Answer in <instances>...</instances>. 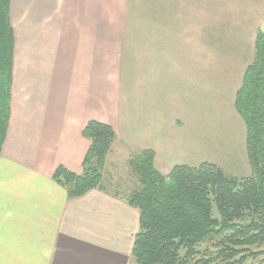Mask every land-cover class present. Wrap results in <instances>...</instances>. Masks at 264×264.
Returning a JSON list of instances; mask_svg holds the SVG:
<instances>
[{
	"label": "crops",
	"instance_id": "crops-1",
	"mask_svg": "<svg viewBox=\"0 0 264 264\" xmlns=\"http://www.w3.org/2000/svg\"><path fill=\"white\" fill-rule=\"evenodd\" d=\"M11 21L0 264H133L137 209L97 188L68 198L53 179L82 172L90 120L116 131L109 156L137 147L163 174L206 161L251 174L235 98L264 0H11Z\"/></svg>",
	"mask_w": 264,
	"mask_h": 264
},
{
	"label": "trees",
	"instance_id": "trees-1",
	"mask_svg": "<svg viewBox=\"0 0 264 264\" xmlns=\"http://www.w3.org/2000/svg\"><path fill=\"white\" fill-rule=\"evenodd\" d=\"M15 34L11 0H0V156L11 117ZM235 107L247 126L251 174H226L211 162L155 166V152L142 149L129 159L138 185L127 193L111 190L104 174L117 133L90 120L83 134L91 140L81 173L59 165L53 179L77 198L97 188L124 199L139 213L133 264H245L264 262V31L236 93ZM111 182V181H110ZM209 245L202 248L204 243Z\"/></svg>",
	"mask_w": 264,
	"mask_h": 264
},
{
	"label": "rangeland",
	"instance_id": "rangeland-1",
	"mask_svg": "<svg viewBox=\"0 0 264 264\" xmlns=\"http://www.w3.org/2000/svg\"><path fill=\"white\" fill-rule=\"evenodd\" d=\"M18 27L21 31V25ZM25 63H28V61ZM138 152L139 148L131 147L128 154H110V156H107L103 175L106 177L107 182L110 183L108 186L111 190L117 189L120 192L127 193L138 185L137 175L132 172L128 162L130 157ZM208 245L209 243L206 242L202 245V248ZM260 258L261 256L254 260L250 259L245 264H256Z\"/></svg>",
	"mask_w": 264,
	"mask_h": 264
}]
</instances>
